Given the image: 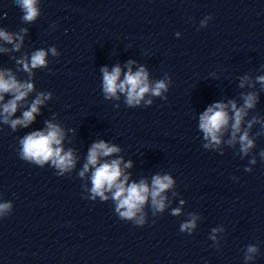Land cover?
Masks as SVG:
<instances>
[{
    "label": "clouds",
    "instance_id": "9594fccd",
    "mask_svg": "<svg viewBox=\"0 0 264 264\" xmlns=\"http://www.w3.org/2000/svg\"><path fill=\"white\" fill-rule=\"evenodd\" d=\"M16 2L23 11L22 20L24 22H34L39 15L37 0H16ZM204 23L202 22V24ZM21 31L26 32L27 29H21ZM0 40L13 44L14 50L19 51L20 43H15V41L19 40L22 43L23 37L18 33L14 36L11 32L0 29ZM0 51H7V49H0ZM49 51L54 56L57 55L55 48H51ZM46 55L47 52L45 50H37L31 55L30 60L21 59L17 63L21 64L23 70L31 76L32 69L46 67ZM101 72L103 74V91L106 98L116 97L118 99L119 97L116 94L119 91L126 94L129 105L139 104L146 93L160 96L162 90H167V85L163 80L157 81L154 87L150 86L148 74L143 67L135 73L129 68L124 79L119 83L121 68L118 65L113 67L111 72L105 66L101 68ZM257 80L261 84H264V76L257 77ZM244 82V80L241 81V88L244 87ZM33 90V84L30 81H18L11 71H0V104H2L0 116H2L3 123L10 124L13 130L17 126L26 128L33 123L36 118L34 114L39 113V106L50 98V95L38 94L28 110L23 111L21 117L11 119L17 112L20 102L24 101ZM5 94L11 96V99L7 100L6 103L4 102ZM257 100L258 97L255 93H248L243 96V104L240 107L237 106L234 100L228 101L227 104L215 102L208 106L199 116V129L203 133V139L207 141L203 147L206 149L219 147L221 145V137L229 129L230 125L231 137L227 143L234 145L238 139L240 153L247 156L250 149L254 147V140L249 137V130L253 123L259 121L256 117H253L251 121H248L247 127L243 130L242 123L248 115V110L255 108ZM229 108L232 113L231 116L228 111ZM46 124V130L31 132L20 140L19 157L41 168L50 161L51 166L58 170L56 174L63 176L64 173L71 171L75 166L73 153L71 150L64 152L61 147L63 139L61 128L51 122H46ZM260 134L264 133H258V135ZM119 151L118 147L114 145L110 146L103 140L94 142L88 150L87 163L84 164L79 176L83 177L89 171L90 166L94 168L91 174V188L89 189L90 196L88 199L95 201L99 197L100 201H107L109 200V196L105 193H111V199L115 202L114 212L118 218L142 227L147 222L144 207L148 203L149 197L151 198L150 204L153 214L163 212L167 207L165 203L167 197L163 196L162 193L172 188L174 181L170 175L157 174L152 177L151 188L144 180H141L139 183L133 182L128 184V176L124 175L123 179H121L123 173L119 159H114L111 163H98L100 157H107ZM259 155L264 160V150ZM249 163L255 164V157ZM125 167H131V162L126 164ZM245 171L251 172V169L245 168ZM233 179L236 178L234 177ZM183 203L181 201V204ZM12 210L13 203L11 201L0 203V218L7 217ZM180 213L181 209L175 208L171 214L178 216ZM195 227L196 217L193 216L181 225V231L191 233ZM215 231L217 230L213 229V232ZM211 238L214 239V237ZM247 251L254 254L257 252V248L249 246ZM251 258V256L245 257L246 260Z\"/></svg>",
    "mask_w": 264,
    "mask_h": 264
}]
</instances>
